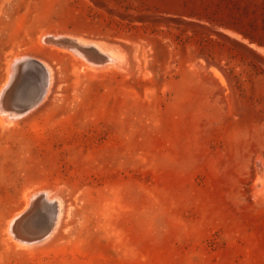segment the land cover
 I'll list each match as a JSON object with an SVG mask.
<instances>
[{
	"label": "rangeland",
	"instance_id": "1",
	"mask_svg": "<svg viewBox=\"0 0 264 264\" xmlns=\"http://www.w3.org/2000/svg\"><path fill=\"white\" fill-rule=\"evenodd\" d=\"M25 57L51 84L0 105V264H264V0H0V91Z\"/></svg>",
	"mask_w": 264,
	"mask_h": 264
},
{
	"label": "water",
	"instance_id": "2",
	"mask_svg": "<svg viewBox=\"0 0 264 264\" xmlns=\"http://www.w3.org/2000/svg\"><path fill=\"white\" fill-rule=\"evenodd\" d=\"M85 38L69 34H51L49 36V41L59 43L60 45L67 47L71 50H76L86 57L100 63H104L107 54L100 51L96 46L94 41L99 40H87ZM25 68L35 69L38 73L37 87L33 94L25 101H17V92L21 86V72ZM12 75L10 76V82L0 91V105L7 110L15 112L17 114H23L24 112L32 109L37 104H39L43 98L47 95L50 83V73L47 65L42 61L25 57L16 61L12 65ZM40 202V201H39ZM33 212L27 214L26 216L20 217L15 224L19 225L20 229L26 234H29V229H27L28 224H30ZM19 222V223H18Z\"/></svg>",
	"mask_w": 264,
	"mask_h": 264
},
{
	"label": "bare ground",
	"instance_id": "3",
	"mask_svg": "<svg viewBox=\"0 0 264 264\" xmlns=\"http://www.w3.org/2000/svg\"><path fill=\"white\" fill-rule=\"evenodd\" d=\"M84 41H87V40H85L84 39ZM48 42V41H47ZM51 42V41H50ZM95 42V44H96V46L98 47V49L100 50V51H102V52H104V53H106L107 54V57L105 58V60H104V63H109V62H116V64L115 65H118L119 64V61L120 62H122L121 60H122V56H121V54L118 52V51H116V47H114V46H106V45H103V44H101V43H99V42H97V41H94ZM56 44V43H55ZM59 44V43H58ZM77 52V51H76ZM88 61V60H87ZM16 63V62H15ZM93 63V62H92ZM97 63H99V64H104V63H100V62H97ZM94 64V63H93ZM93 67V66H92ZM47 68H48V70H49V73H50V83H49V87H50V84H51V69H50V67L49 66H47ZM10 82V81H9ZM3 113V112H2ZM6 113V112H5ZM8 113V112H7ZM6 113V114H7ZM14 113V112H13ZM11 114V113H10ZM16 114V113H15ZM9 115V114H8ZM11 116V115H10ZM0 119H2V118H0ZM40 193V192H39ZM38 193V194H39ZM44 193V192H43ZM42 193V194H43ZM37 194V195H38ZM47 195V194H46ZM48 195H49V193H48ZM35 196V195H34ZM49 196H52V195H49ZM55 196V195H54ZM36 197V196H35ZM48 197V196H47ZM49 198V197H48ZM56 200H59V208H58V210H57V213L55 214V215H52V212H51V214L50 213H48L49 215L47 216V218L45 219V222H43L42 224H41V226H40V230L38 231V234L36 235L37 237H41V238H44V237H49V236H51V235H53V233H55L56 231H57V229L59 228V225H60V223H61V216H62V201H61V199L58 197V199L56 198ZM31 201V200H30ZM32 201H34V200H32ZM35 202V201H34ZM56 203V202H55ZM32 204V203H31ZM34 205V204H33ZM30 206V205H29ZM28 206V207H29ZM31 207H33V206H31ZM33 209V208H32ZM16 218H18V217H16ZM16 218H14V220H16ZM14 220L12 221V222H14ZM10 226H11V224H10ZM13 226V225H12ZM11 226V227H12ZM15 226V225H14ZM29 227L30 226H28V228L27 229H29ZM15 229H16V227H15ZM18 229V228H17ZM11 231H13V230H11ZM16 231H18V230H15V231H13L14 233H16ZM20 233H22L25 237H27L28 235L27 234H25L23 231H21L20 230ZM21 234V235H22ZM30 234V233H29ZM18 235V234H17ZM18 237V236H17ZM20 237V236H19ZM31 237V236H30ZM29 238V237H28ZM38 239L37 238H35V241H37ZM26 241V240H25Z\"/></svg>",
	"mask_w": 264,
	"mask_h": 264
}]
</instances>
